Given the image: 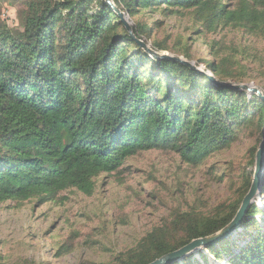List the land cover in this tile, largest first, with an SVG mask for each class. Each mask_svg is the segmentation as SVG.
<instances>
[{
  "label": "trees",
  "instance_id": "obj_1",
  "mask_svg": "<svg viewBox=\"0 0 264 264\" xmlns=\"http://www.w3.org/2000/svg\"><path fill=\"white\" fill-rule=\"evenodd\" d=\"M17 1L19 28L0 22V202L40 203L69 189L91 195L98 176L118 172L127 159L152 149L199 167L253 129L255 144L241 172L209 168L234 189L229 198L172 208L112 264H149L226 226L249 190L264 126V100L231 86L244 82L251 53L237 60L212 40V58L197 63L210 78L151 58L105 0ZM110 1L128 19L158 8L166 16L191 10L207 31L231 28L264 38V0ZM131 25L134 37L148 43L147 23ZM151 47L165 45L154 41ZM181 55L191 59L188 47ZM235 233L239 242L232 241ZM198 254L169 264H264V210L250 203L232 233ZM0 264L17 263L0 256Z\"/></svg>",
  "mask_w": 264,
  "mask_h": 264
},
{
  "label": "rangeland",
  "instance_id": "obj_2",
  "mask_svg": "<svg viewBox=\"0 0 264 264\" xmlns=\"http://www.w3.org/2000/svg\"><path fill=\"white\" fill-rule=\"evenodd\" d=\"M21 7L17 0L1 2L0 22L19 28L17 12ZM128 21L147 23L150 47L151 42H163V52L182 58V49L188 47L189 61L211 78L212 73L197 63L201 58H212V40L217 41L222 54H233L237 60L244 51L250 52L252 56L244 62L247 77L241 84L258 88L264 95V38L231 28L207 31L194 20L191 10L166 16L158 8L155 13L141 12ZM198 29L202 30L200 34ZM255 140V131L246 130L229 149L199 167L188 166L171 152L147 150L127 159L118 172L98 176L91 195L69 189L40 203L34 199L21 205L12 200L0 202V256L4 262L17 264H112L117 253L132 247L172 208L187 204L212 206L229 198L234 189L219 183L217 172H209V168L220 166L219 172L231 170L238 174ZM233 180L239 183L238 176ZM263 185L264 157L251 199L264 210ZM239 233L233 234L232 241L241 240ZM205 247L191 255L199 258V250L205 252Z\"/></svg>",
  "mask_w": 264,
  "mask_h": 264
},
{
  "label": "water",
  "instance_id": "obj_3",
  "mask_svg": "<svg viewBox=\"0 0 264 264\" xmlns=\"http://www.w3.org/2000/svg\"><path fill=\"white\" fill-rule=\"evenodd\" d=\"M105 1L107 2V4H109L113 8V10L116 13L119 14L121 21L123 22L124 26L126 27V29L128 31L129 36L132 37L136 41L138 46L145 53H147L151 58L170 59V60L182 63L183 65H185V66H187V67H189L195 71L203 72L192 61L185 60L182 57L174 56L168 52L167 53L163 52L162 50L157 51V50L151 48L143 40L136 39L133 35V32H132V25L128 21V15H124L122 12H120L118 9H116L112 5L110 0H105ZM222 85L224 87H228L227 84H222ZM231 86L234 88H238L240 90L246 91L249 94H255L264 100V95H262V92L258 88H254L250 85L241 84V83L231 85ZM263 155H264V131L262 128V137H261V140L259 142L258 148H257L256 153H255V165H254V172L252 175L251 184H250L248 192L244 196V198L241 202V205H240L238 211L236 212L235 216L233 217V219L226 226H224L222 229L215 232L214 234H211V235L203 237V238L194 239V240L190 241L188 244L155 259L154 261L150 262L149 264H169L172 262L179 261L183 257L197 251L198 249H200V247H205V246L211 244L212 242H215V241L219 240L220 238L226 237L230 233H232L235 230V228L239 225V223L241 222V219H242L248 205L251 203V199L254 197V195L256 193V189H257V185H258V179L261 175V170L263 168V160H262Z\"/></svg>",
  "mask_w": 264,
  "mask_h": 264
},
{
  "label": "bare ground",
  "instance_id": "obj_4",
  "mask_svg": "<svg viewBox=\"0 0 264 264\" xmlns=\"http://www.w3.org/2000/svg\"><path fill=\"white\" fill-rule=\"evenodd\" d=\"M263 157H264V155H263ZM263 160V159H262Z\"/></svg>",
  "mask_w": 264,
  "mask_h": 264
}]
</instances>
